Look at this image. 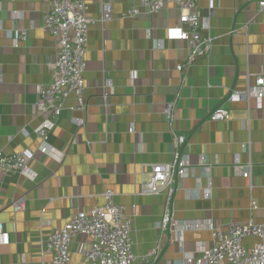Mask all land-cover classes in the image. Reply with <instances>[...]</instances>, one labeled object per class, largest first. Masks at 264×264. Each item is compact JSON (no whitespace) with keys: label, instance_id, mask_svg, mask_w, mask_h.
I'll use <instances>...</instances> for the list:
<instances>
[{"label":"crops","instance_id":"obj_1","mask_svg":"<svg viewBox=\"0 0 264 264\" xmlns=\"http://www.w3.org/2000/svg\"><path fill=\"white\" fill-rule=\"evenodd\" d=\"M259 1L197 0L196 11L205 22L201 34L211 39L212 49L178 71L190 48L166 36L178 21L176 5L167 3L151 13L139 0H87L92 24L83 72L86 107L69 109L76 103L74 95L68 97L49 133V152L41 154L33 131L42 119L35 108L38 90L51 83L46 63L58 48L43 29L52 0H0V151L33 152L36 173L33 180L0 175V221L9 234V243L0 245V264H49V233L76 212L102 206L106 190L127 213L134 209L135 255H147L162 237L163 250L154 264H169L209 246L207 225L225 232L230 221L264 223V97L225 101L228 91L243 90L264 75ZM104 3L111 6L108 20H102ZM132 6L139 8L133 18L125 15ZM19 31L27 37L14 47L12 37ZM165 103L172 105L169 117ZM220 105L228 118L212 121L209 114ZM173 133L185 137L183 152L191 170L176 186L173 220L161 233L156 223L165 194H142L141 186L151 165L172 160ZM201 155L208 175L200 169ZM235 157L249 165V177L235 172ZM208 181L210 195L203 197ZM197 188L198 196L188 195ZM20 196L24 205L15 211L12 201ZM192 221L204 227L178 231ZM87 241L83 235L72 239L69 264H86L79 249Z\"/></svg>","mask_w":264,"mask_h":264},{"label":"built area","instance_id":"obj_2","mask_svg":"<svg viewBox=\"0 0 264 264\" xmlns=\"http://www.w3.org/2000/svg\"><path fill=\"white\" fill-rule=\"evenodd\" d=\"M197 0H139L140 5L149 12H157L165 4L173 3L179 9L177 24L166 30L169 39H178L185 42L190 52L183 63L177 65V70L191 66L198 59L207 57L212 49V42L204 38L201 30L204 19H200L196 11ZM211 1V0H210ZM259 9L264 10V0L259 1ZM139 8L130 7L125 15L136 17ZM111 18V6L103 4L102 20ZM92 19L88 15L87 0H52L50 8L44 15L43 29L58 45L52 59L46 66L51 75V83L40 87L36 101V114L42 116L40 124L34 129L39 138L38 152L47 154L49 151L48 138L52 127L55 125L61 111L66 108V100L70 95L75 97V105L69 109L84 111L86 102L83 99L85 81V53L88 40L89 27ZM25 31L17 32L13 38V46L26 39ZM264 97V75H257L253 82L247 84L243 90H230L226 95L227 102L247 101L254 98L257 101ZM172 105L164 104V112L171 115ZM228 118V112L223 106L215 107L209 114L212 121H223ZM132 131V127L129 128ZM27 133V131H23ZM185 137L172 134V160L169 163L153 164L149 176L141 186L142 194H156L164 192L165 204L163 215L156 223V228L162 233L173 220L172 199L176 186L181 179L188 175L191 165L187 160L183 147ZM245 147V145H244ZM34 153L31 151H16L2 153L0 151V175H17L33 180L36 173L32 167ZM235 172L242 177H249L250 167L239 163L238 157L234 158ZM200 169L208 175L209 165L205 157H199ZM209 180V178H208ZM197 187L200 183L197 182ZM196 191H188V195H199ZM210 182L208 181L203 192V197L210 195ZM111 190L104 192V204L88 211H79L73 214L60 229L49 233L45 242V252L50 254L49 264H69V245L76 235L86 236L88 241L80 245L79 254L86 264H154L163 250V240L159 237L155 247L147 255L138 257L132 250L130 236L134 219L132 213H127L125 206L118 204L113 199ZM24 197H16L12 201L15 211L23 208ZM252 207L254 203L252 202ZM204 227L200 222H186L178 229H199ZM211 231V244L202 246L196 252H185L183 258L169 264H264V223L250 219L244 224L230 221L226 231L214 229L207 225ZM254 239L251 244L248 239ZM9 243V234L2 228L0 221V245Z\"/></svg>","mask_w":264,"mask_h":264}]
</instances>
